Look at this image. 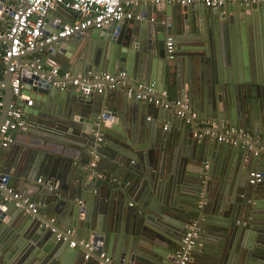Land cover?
I'll list each match as a JSON object with an SVG mask.
<instances>
[{"label":"water","instance_id":"95a60500","mask_svg":"<svg viewBox=\"0 0 264 264\" xmlns=\"http://www.w3.org/2000/svg\"><path fill=\"white\" fill-rule=\"evenodd\" d=\"M120 1L133 3L142 19L89 26L15 58L24 76L20 97L10 64L0 71V158L11 160L0 174L38 207L37 214L17 201L0 207V264H100L96 253L85 259L82 242L115 263L172 264L194 221L201 235L189 264H264V178L249 183L252 171L264 175V0L228 2L224 11ZM21 4L0 0V34ZM42 51L75 76L126 71L135 93L140 82L168 102L162 93L174 91L200 118L221 121V135L249 131L248 146L200 136L173 110H165L171 130H164L167 121L148 120L164 109L137 101L126 86L89 96L62 90L50 67L27 60ZM14 101L27 142L5 150L1 127Z\"/></svg>","mask_w":264,"mask_h":264},{"label":"built area","instance_id":"2783aa9c","mask_svg":"<svg viewBox=\"0 0 264 264\" xmlns=\"http://www.w3.org/2000/svg\"><path fill=\"white\" fill-rule=\"evenodd\" d=\"M22 4L17 10H15L10 18L8 27L3 33L0 34V61L6 66L10 64L9 71L13 74L12 78V92L14 96L20 97L23 83V73L21 65L15 60V58L22 57L29 52L36 50V48L43 46L45 43H52L60 38L69 36H77L80 32L87 29L89 26L95 25L97 28H101L105 24L111 22L121 23L125 20L142 19L140 16H136L130 9L131 2L120 0H20ZM162 0H154V3H161ZM228 2H244L254 3L257 0H168V3H177L180 6L188 5H203L210 9H221ZM62 8L68 11H72L80 15L83 20L66 24L61 22L58 25H54V30L50 28V21L48 16L53 11H57ZM63 25V29L59 32L55 30ZM48 35H46V33ZM167 49L169 54L174 52V41L172 38L168 39ZM39 65V69H46L50 67L52 75L60 77V81L55 85L60 89L65 90L69 87L75 89H83L84 94L87 96L92 93H103L105 90H114L120 86H128L127 72L123 71L117 74L102 73L92 75L91 73L85 74L80 72L76 76L69 70L63 69V67L56 63L54 60L43 57L35 59ZM129 95H134L135 99L140 102H146L152 104L155 107L164 106L169 109L174 107L176 116L184 120L186 123H195L201 128L200 136H212L217 137L220 143H228L231 146H238L240 144L243 147L248 146L246 140L251 139V135L244 129L240 128H225L222 135L214 133V131L224 126L215 119L212 118H200L198 112L192 106L190 100L185 97L184 99H177L175 101L168 102L158 97V92L155 85H145L140 82L137 84V92L135 93L131 88L128 89ZM162 96L166 97V92L162 93ZM15 101L12 104V111L9 112V119L1 127V145L4 148L9 147L14 143V133L25 129L24 113L20 108H15ZM106 121L109 119L106 113H103L100 117ZM167 129V127H165ZM98 142L103 141L102 134L96 133ZM263 173L260 171H252L249 174V182L251 185H257L263 180ZM17 201V206H26L32 213H38V207L35 203L31 202L27 198L19 193L14 192L12 187L8 184L6 177H1L0 174V207L3 204ZM52 223L55 219L50 220ZM74 232L67 231L66 236L70 237ZM201 235V226L198 221L193 222L186 233L184 234L179 249L177 250L176 257L172 264H189L193 252L198 244V240ZM61 236V235H59ZM84 249L87 251L85 259H89L93 253L99 255L103 260L102 264H121L115 263L114 260L101 252L97 246L91 242L81 243ZM71 248L77 246L76 242H71Z\"/></svg>","mask_w":264,"mask_h":264},{"label":"crops","instance_id":"0c3cea01","mask_svg":"<svg viewBox=\"0 0 264 264\" xmlns=\"http://www.w3.org/2000/svg\"><path fill=\"white\" fill-rule=\"evenodd\" d=\"M199 7H205V6H203V5H200V4H197ZM132 6H133V3H131V8H132ZM225 6H227V5H225ZM224 6V7H225ZM224 7L223 8H221V11H224L223 9H224ZM133 10V12L136 14H139V12L140 11H137L136 9H134V7L132 8ZM59 12L57 13V14H50L49 16V21H50V28H51V30H54V25H58V24H60L61 22H65L66 24H71V23H74V22H79V21H81V20H83V18L80 16V15H78V14H76V13H74V12H72V11H68V10H65V9H62V8H60L59 10H58ZM43 57V58H46L47 59V57L49 56L48 54H47V52L46 51H42V52H39V53H36V54H34V55H32V56H30L27 60H29V59H37L38 57ZM2 68H4V65L1 63V61H0V71H1V69ZM1 80H2V76L0 75V82H1ZM129 88H130V86H129ZM128 88V86H127V90L129 89ZM164 92H166V94H167V98H169V102H173V101H175V100H177V99H184L185 97H178L177 95H176V93L174 92V91H164ZM165 97V98H166ZM166 98V99H167ZM106 105H108V103L107 102H105L104 103V105H103V108H105L106 107ZM155 107V106H154ZM157 108H163L164 110H162V112H160V111H158V110H156V109H153L152 111H151V114L149 115V117H148V120H152V121H154L156 118L158 119V118H161L162 119V121L164 122H166L167 121V118H166V116H167V112H165V110L167 111V110H173V112H174V115L176 116V114H175V109H174V107H172V108H169V109H167V108H165L164 106H160V107H157ZM177 117V116H176ZM165 127H167V129H165ZM199 130H201L200 128H198ZM164 130H171V128H170V126L168 125V121H167V123H166V125H164ZM23 133V132H22ZM21 132H18V133H14V143L12 144V145H10L9 147H7V148H4L2 145H1V147L2 148H4L5 150H8V149H10V148H13V149H20V148H22V146L23 145H25L26 144V137L24 136V134H22ZM233 147H235V146H233ZM3 149V150H4ZM11 160H10V156H2V158H0V166L1 165H4L5 164V162H7V163H9ZM195 222V221H194ZM194 253V252H193ZM192 258V257H191ZM103 262V261H102ZM102 262H100V264L102 263ZM94 263V262H93Z\"/></svg>","mask_w":264,"mask_h":264},{"label":"flooded vegetation","instance_id":"af4514ba","mask_svg":"<svg viewBox=\"0 0 264 264\" xmlns=\"http://www.w3.org/2000/svg\"><path fill=\"white\" fill-rule=\"evenodd\" d=\"M223 126H224V124L221 122V121H219ZM198 127V126H197ZM199 128V127H198ZM201 129V128H200ZM220 129V127L219 128H217L215 131H214V133H216V135H218V134H220L219 132H218V130ZM240 129H243V128H240ZM245 130V129H244ZM246 132H248L249 133V131H247V130H245ZM250 134V133H249ZM221 135V134H220ZM251 135V134H250ZM215 138V137H214ZM215 140L217 141V142H219L218 140H217V137L215 138ZM220 143V142H219ZM226 144H228V143H226ZM230 145V144H229ZM264 178V177H263ZM250 183V182H249Z\"/></svg>","mask_w":264,"mask_h":264}]
</instances>
